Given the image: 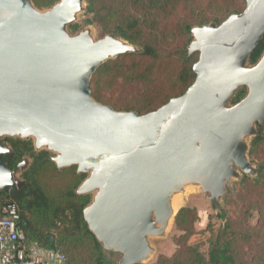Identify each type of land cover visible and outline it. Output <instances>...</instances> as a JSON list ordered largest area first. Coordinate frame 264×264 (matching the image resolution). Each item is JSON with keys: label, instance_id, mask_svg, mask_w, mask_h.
Wrapping results in <instances>:
<instances>
[{"label": "water", "instance_id": "water-1", "mask_svg": "<svg viewBox=\"0 0 264 264\" xmlns=\"http://www.w3.org/2000/svg\"><path fill=\"white\" fill-rule=\"evenodd\" d=\"M85 3L0 0V191L17 197L25 184L18 172L30 163L8 167L3 156L13 149L5 137L32 138L37 150L54 153L59 169L75 165L87 174L77 192L92 194L84 216L104 251L121 252L117 264L144 263L149 236L169 225L171 197L185 183L199 182L212 199L239 177L236 167L256 174L247 138L264 123V52L255 64L250 55L264 35V0H246L220 24L195 26L188 46L189 55L199 53L195 81L146 114L93 98L94 72L139 49L112 33L97 40L73 33Z\"/></svg>", "mask_w": 264, "mask_h": 264}, {"label": "trees", "instance_id": "trees-1", "mask_svg": "<svg viewBox=\"0 0 264 264\" xmlns=\"http://www.w3.org/2000/svg\"><path fill=\"white\" fill-rule=\"evenodd\" d=\"M58 1L33 0L39 8L52 7ZM86 1V12L103 31L140 47L138 52L109 59L94 72L92 96L115 110L139 114L184 94L195 81L193 66L199 53L189 55L192 29L212 22L220 24L246 7V0ZM80 27L75 22L69 29L74 33ZM263 52L264 35L250 55V63L255 64ZM247 90L240 88L232 102L242 99ZM5 140L13 149L3 156L9 168L16 170L26 158L30 163L21 172L25 184L17 197L0 191V217L6 201L14 198L29 241L60 250L67 264H114L84 216L92 194H79L77 189L87 174L79 173L75 165L59 169L54 153L37 150L32 138L6 136ZM249 154L257 162L256 175H244L236 197L228 201L238 208L237 214L226 217L218 231L208 223V255L200 245L190 243L197 233L198 209L182 206L175 216L181 233L174 238L172 254L162 253L154 262L137 264H264V123L258 124Z\"/></svg>", "mask_w": 264, "mask_h": 264}, {"label": "rangeland", "instance_id": "rangeland-1", "mask_svg": "<svg viewBox=\"0 0 264 264\" xmlns=\"http://www.w3.org/2000/svg\"><path fill=\"white\" fill-rule=\"evenodd\" d=\"M86 3L84 9L79 12L76 22L80 23V31H89L92 38L97 40L105 37L108 33L103 31L101 26L92 19V14L86 12ZM90 19L92 21H90ZM137 46V45H136ZM137 49H140L137 46ZM245 87V86H244ZM254 136L251 135L247 138V143L251 144V140ZM250 150V148H249ZM249 160L252 163L253 169H257V162L251 159L248 152ZM239 171V177H232L230 183L226 185V191L220 195L219 198H212L208 190L204 189L199 182H187L183 185L181 190H177L174 193L173 207L178 211L182 206L196 207L200 214V219L196 222L197 233L194 234L190 243L198 244L201 250L208 255L209 250V238L211 232L207 229L208 223H211L215 231L224 224L226 217H233L237 214L238 208L235 205L228 203L229 199L236 197V193L240 188V181L244 175L255 176V173H246L241 168L236 167ZM18 178L23 179L21 171L18 172ZM176 211V212H177ZM174 216L171 218L169 225L164 232L149 236V242L153 249L150 256L144 261V263L154 262L159 254L170 255L176 248L175 236L181 232L175 226ZM256 221V216L251 220L252 223ZM107 257L117 264L122 257V253L119 251H106Z\"/></svg>", "mask_w": 264, "mask_h": 264}, {"label": "built area", "instance_id": "built-area-1", "mask_svg": "<svg viewBox=\"0 0 264 264\" xmlns=\"http://www.w3.org/2000/svg\"><path fill=\"white\" fill-rule=\"evenodd\" d=\"M0 264H67L60 250L28 240L14 198L6 201L0 217Z\"/></svg>", "mask_w": 264, "mask_h": 264}, {"label": "bare ground", "instance_id": "bare-ground-1", "mask_svg": "<svg viewBox=\"0 0 264 264\" xmlns=\"http://www.w3.org/2000/svg\"><path fill=\"white\" fill-rule=\"evenodd\" d=\"M174 198H175V197L172 195V197H171V207H172V209H173V215H172V217L175 215V213H176V211H177V210L173 207V204H172ZM172 217H171V218H172ZM170 220H171V219H170ZM169 222H170V221H169Z\"/></svg>", "mask_w": 264, "mask_h": 264}, {"label": "flooded vegetation", "instance_id": "flooded-vegetation-1", "mask_svg": "<svg viewBox=\"0 0 264 264\" xmlns=\"http://www.w3.org/2000/svg\"><path fill=\"white\" fill-rule=\"evenodd\" d=\"M19 195V194H18Z\"/></svg>", "mask_w": 264, "mask_h": 264}]
</instances>
